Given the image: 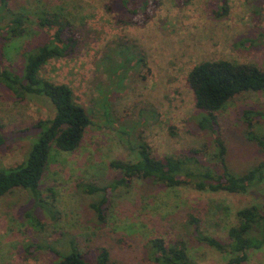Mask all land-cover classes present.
Wrapping results in <instances>:
<instances>
[{
  "label": "rangeland",
  "instance_id": "rangeland-1",
  "mask_svg": "<svg viewBox=\"0 0 264 264\" xmlns=\"http://www.w3.org/2000/svg\"><path fill=\"white\" fill-rule=\"evenodd\" d=\"M120 0H11L9 8L29 16L24 36L6 44L5 55L20 71L23 54L46 41L37 27L42 12L69 19L79 32L75 52L50 60L40 75L69 86L74 100L90 118L82 142L73 151L52 149L34 198L32 191L15 188L0 198V264H51L57 250L65 256L71 243L96 259L105 248L114 264H152L147 244L151 239L181 240L198 264H227L229 256L200 243L197 230L223 243L237 224L235 214L262 205L264 181L246 194L200 192L191 186L166 188L134 180L108 193L105 222L99 223L90 205L101 193L83 187H106L121 174L114 161L134 162L136 147L146 143L156 157L214 151L213 136L201 130L192 91L186 78L205 61L228 60L255 64L264 70V2L226 0L228 13L215 17L222 0H160L142 21V0H127L139 10V22ZM109 6L111 8L109 9ZM4 15V14H3ZM147 16H143L145 18ZM11 15L0 21L4 26ZM4 59L1 66H5ZM252 108L264 113V91L235 98L217 113L219 136L226 146V164L235 175L257 166L264 156L244 135L238 113ZM45 101H14L0 86V124L5 143L0 147V168L20 164L37 141L38 122L52 118ZM258 134L264 133L259 117ZM193 216L198 222L189 223ZM42 247L36 250L35 247ZM27 248L35 252L26 254ZM243 264H264V245L251 250Z\"/></svg>",
  "mask_w": 264,
  "mask_h": 264
},
{
  "label": "trees",
  "instance_id": "trees-1",
  "mask_svg": "<svg viewBox=\"0 0 264 264\" xmlns=\"http://www.w3.org/2000/svg\"><path fill=\"white\" fill-rule=\"evenodd\" d=\"M114 1V0H112ZM160 0H142L140 15L144 22L149 12ZM264 2V0H262ZM11 0H0V21L11 15L10 21L0 26V86L11 93L14 101L38 99L49 103L54 110L52 118L36 122L32 128L37 130V141L30 147L25 160L14 167L0 168V198L15 188L30 190L34 198L43 202L37 191L40 179L49 162L53 148L60 151H73L82 142L85 131L90 125L86 110L74 100L72 89L66 84L52 82L41 77L42 68L54 59H62L73 54L80 37L69 19L55 12H42L37 27L46 34V41L33 51L23 54V66L18 72L8 61L4 47L6 44L24 36L27 32L29 16L16 13L9 8ZM128 10V19L135 25L139 22V10L133 2L119 1ZM111 6H109V9ZM221 18L228 13L226 0L213 11ZM4 14V15H3ZM143 16H147L143 18ZM7 61L1 66L3 60ZM186 85L192 91L195 112L199 113L198 125L201 130L213 136L214 151L208 153L202 149H190L178 155H152L146 143L139 144L134 162L114 161L110 167L120 172L121 177L106 187L85 186L83 192L101 193L98 202L90 205L99 223L105 222V206L108 193L118 186L128 187L134 180H147L152 184L166 188L191 186L200 192H227L246 194L264 181V159L257 166L241 175L233 174L226 164V146L219 136L220 124L217 113L223 110L235 98L246 93L264 91V70L255 64L238 63L228 60L205 61L192 68L186 78ZM244 125V135L254 142L264 156V133L259 135V117L264 113L252 108L241 109L238 113ZM0 147L5 143L1 134ZM38 192V193H37ZM237 224L227 231L226 243L201 234L196 227V239L220 253L227 254V264H243L251 250H260L264 245V201L262 205H251L238 210L235 214ZM190 224L197 220L189 217ZM35 249L42 250L38 246ZM27 248L26 254L35 252ZM56 260L51 264H114L110 261L107 249L97 248L96 259L87 261L73 242L71 252L62 257L57 250L51 249ZM148 259L152 264H198L190 257L187 245L181 240L166 241L163 238L151 239L147 244Z\"/></svg>",
  "mask_w": 264,
  "mask_h": 264
}]
</instances>
